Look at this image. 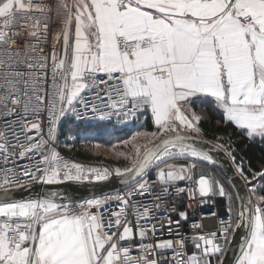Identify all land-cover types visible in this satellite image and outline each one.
I'll return each mask as SVG.
<instances>
[{
    "label": "snow or ice",
    "instance_id": "obj_1",
    "mask_svg": "<svg viewBox=\"0 0 264 264\" xmlns=\"http://www.w3.org/2000/svg\"><path fill=\"white\" fill-rule=\"evenodd\" d=\"M209 112L264 151V0H0V264H229L239 229L234 264H264V163L237 162L231 144L202 147ZM148 115L155 131L107 150L123 168L58 150L66 121L72 139L87 140L101 122ZM213 149L247 188L236 207L233 185L194 178L197 162L217 163ZM113 174L122 193L18 195ZM185 197L186 208L225 198L227 218L212 211L216 226L194 222L186 236Z\"/></svg>",
    "mask_w": 264,
    "mask_h": 264
},
{
    "label": "trees",
    "instance_id": "obj_2",
    "mask_svg": "<svg viewBox=\"0 0 264 264\" xmlns=\"http://www.w3.org/2000/svg\"><path fill=\"white\" fill-rule=\"evenodd\" d=\"M194 107L196 111H199V106ZM218 119V116L209 112L208 118L200 122V127L202 128L204 133L203 137L211 139L217 143H224L226 148L229 146V144H231L230 150H232L233 155L236 156L237 162L243 159L247 166H250L254 170L258 169L261 164L264 163V151H262L261 146L251 144L247 140L242 138L234 126L218 124ZM69 126L70 122L67 121L62 124L61 149L67 155L75 158L78 161L86 163L87 166H94L96 164L98 165V162L101 159H96L95 157H92L89 152L84 150V148H88L89 145L82 144L83 136L77 137V139L75 140L77 143H75L74 141L72 142V140L69 139V136L72 135L67 131ZM140 126H145V129L148 131L156 130L154 122L152 121L150 115H148L147 117L142 116L138 120L127 124L116 122L112 124H105L104 122H101L98 126L100 130L89 133V138L94 141L102 138L108 139L112 135L116 134L129 135L136 131ZM217 137H222V139L218 140ZM66 143H71L72 147L70 149L64 147ZM107 162L115 166H120L121 168L127 166L121 160L117 161L113 159H108ZM201 164H203L202 169L204 171H213L208 173H212L214 178L215 174L216 176H220L228 186L231 185L230 182L224 177V175L219 171V169L215 165L209 163ZM249 187H251V185H249ZM230 191L233 193V206L236 207L237 200L232 187L230 188ZM227 203L228 202L225 198H217V204L221 212L224 210V207L227 205Z\"/></svg>",
    "mask_w": 264,
    "mask_h": 264
},
{
    "label": "water",
    "instance_id": "obj_3",
    "mask_svg": "<svg viewBox=\"0 0 264 264\" xmlns=\"http://www.w3.org/2000/svg\"><path fill=\"white\" fill-rule=\"evenodd\" d=\"M205 143L202 145L205 149L211 147V145L216 144L217 142L203 137ZM199 145V139L196 141ZM213 155L214 159L217 161L215 166L219 169V171L224 175V177L230 182L234 190V194L239 193L240 195L247 194V188L242 179L238 178V175L235 173V167L233 162L231 161L230 157L226 154L224 150H216L213 149L210 153ZM249 187V186H248ZM124 188V186L120 183V178L116 175H112L107 181H102L98 183H65L63 185H52V186H39L36 185L32 188L29 192L28 190H21L18 194L20 197H28L29 195L35 196L38 192L41 191H58L62 194H66L69 198L74 200L79 199H89L93 196H101L108 193L116 192L120 189ZM238 203V202H237ZM244 235L243 229H239L236 232L233 247L231 251L226 256V260L229 264H234L235 255L238 254V244Z\"/></svg>",
    "mask_w": 264,
    "mask_h": 264
},
{
    "label": "built area",
    "instance_id": "obj_4",
    "mask_svg": "<svg viewBox=\"0 0 264 264\" xmlns=\"http://www.w3.org/2000/svg\"><path fill=\"white\" fill-rule=\"evenodd\" d=\"M47 51V49H46ZM105 124H112V123H106L104 122ZM115 123V121L113 122ZM62 127V125H61ZM58 141H59V147H58V150L61 151L62 155L65 156V158H68L74 162H78V163H84V162H81V161H78L76 160L75 158L67 155L62 149H61V131L58 135ZM23 163V162H22ZM85 165H87L86 163H84ZM92 167H108L110 170H113L115 168H117L115 165H111V164H106V163H98V165H94ZM210 177H213V174L212 173H204ZM114 175V174H113ZM199 175H194V178H198ZM181 186H186L188 184V182H180ZM124 190V188L116 191V192H112V193H108V194H116V193H122V191ZM108 194H105V195H108ZM103 196V195H101ZM217 198L218 197H215L213 198L212 201H209L203 205L200 204L199 202V199H197V201H194V202H191L192 203V207L191 208H186V205L189 203V201L187 200V198L185 197L184 200H183V204L185 205V207H181L179 210L183 211V210H187L189 215H188V220L187 221H184V220H181V226H180V232L186 236H190L193 229H191L190 225L192 223H202L205 225L206 228H212L214 226H216L218 224V221L216 219V217H212L210 215V213L212 211H215L217 216L220 217V218H227V205L224 207V210L221 212L219 210V206L217 204ZM141 200H145V198L141 197L139 198ZM83 200L85 199H79V200H75L76 202H83ZM146 202V201H145ZM113 208L116 207L115 204L112 205ZM173 219H179L178 216L175 215V213H173ZM198 231V230H196ZM159 236V233L157 234ZM161 238H164V239H168V238H171L167 235L161 237ZM195 251V249H193L191 247V245H189L188 247V252L191 253ZM137 253L134 251L133 252V255H136Z\"/></svg>",
    "mask_w": 264,
    "mask_h": 264
},
{
    "label": "rangeland",
    "instance_id": "obj_5",
    "mask_svg": "<svg viewBox=\"0 0 264 264\" xmlns=\"http://www.w3.org/2000/svg\"><path fill=\"white\" fill-rule=\"evenodd\" d=\"M142 132V131H148L145 129V126H140L136 131H134L133 133L129 134V135H121V134H116V135H112L111 137H109L108 139H98V140H94L92 141L90 138H88L87 140H85L84 138L82 139V144H86V145H89V147L87 148H84L85 151L89 152L91 154L92 157H95L96 159H101L99 160L98 163H106V164H110L108 163V159H113V160H121L125 165H126V162L124 161L123 158H115L111 155V152L110 151H107L109 149H111L112 151H115V150H125L127 146H123L121 145L120 141L122 139H131V136L134 135L136 132ZM148 132H151V131H148ZM69 139L72 140V142L74 141L75 143H77L75 139H72L71 136H69ZM139 142L140 143H143L144 140L143 138H139ZM96 143H100L102 145H104L103 148L99 149V150H92V145L96 144ZM113 145H116V148L113 149L112 146ZM174 163H186L187 161H183V160H177V161H173ZM112 165V164H111ZM203 164H201L200 162H197V171L195 172L194 175H199L201 172L202 173H208V172H213V171H204L202 169V166ZM116 167H119L121 168L120 166H117ZM215 179L219 180L220 182L224 183L226 187H228V185L225 183V181H223V179L220 177V176H216L215 174ZM235 195V194H234Z\"/></svg>",
    "mask_w": 264,
    "mask_h": 264
}]
</instances>
